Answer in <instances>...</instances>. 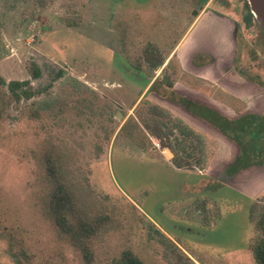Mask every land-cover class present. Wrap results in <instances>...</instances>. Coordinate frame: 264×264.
I'll return each instance as SVG.
<instances>
[{
  "label": "rangeland",
  "instance_id": "obj_1",
  "mask_svg": "<svg viewBox=\"0 0 264 264\" xmlns=\"http://www.w3.org/2000/svg\"><path fill=\"white\" fill-rule=\"evenodd\" d=\"M208 8L224 19L193 0H0V264H86L48 215L47 159L63 167L88 219L108 217L94 264L124 251L145 264H256L264 169L236 174L227 164L264 161V32L246 25L238 0ZM147 49L161 54L159 69ZM168 80L210 101L218 110L201 106V120L235 147L190 124L167 99ZM13 81L29 85L14 94ZM58 99L62 110L49 106ZM153 105L170 115L173 151L144 126Z\"/></svg>",
  "mask_w": 264,
  "mask_h": 264
},
{
  "label": "trees",
  "instance_id": "obj_2",
  "mask_svg": "<svg viewBox=\"0 0 264 264\" xmlns=\"http://www.w3.org/2000/svg\"><path fill=\"white\" fill-rule=\"evenodd\" d=\"M251 18H253V15H251ZM155 52V59H149L148 57V60L150 61V63L152 62L153 68H155L156 70L164 64V59L161 57L160 53H157L158 51H156L155 49L146 50V55L148 56H153ZM40 75V68L37 65H34L32 70V76L34 78H38L40 77ZM27 85H29V82L13 81L9 84V88L14 94H17L16 92L18 89L26 87ZM166 86L167 88H173L174 83L168 80L166 81ZM27 96L30 97L28 93ZM56 102L54 101L49 106H51L52 108L53 106L57 105V108L62 110L64 104L66 103L65 101H62V99H58ZM177 102L182 106H186V108H188L193 114H196L201 118H206V115L204 113H200L202 112L200 111V109L206 112H208L209 109L206 110V108L204 109V107L198 105L194 106L192 103H185L184 101H176V103ZM148 112L149 114L142 119L145 128L149 130V132L155 138L159 139L162 142V145H164L163 147L170 148L173 151V145L165 141V139L168 140L169 136L173 133L171 130L172 128L168 129L169 125L168 123H166V120L170 118V115L167 113V111L156 105L149 107ZM210 116L211 115H209V118ZM181 124L182 123L178 122V124L172 125L175 128L181 129L180 131L187 139H197V135L192 130H190L184 125L182 126ZM256 125V127H258L259 125V132L260 130H262L261 128H263L264 134V121L258 122L256 123ZM166 127L167 130L165 131ZM246 127L247 125L242 129L239 128V130H244ZM222 132V134L225 135L224 130H222ZM259 132L257 131L256 135ZM251 133L254 132L251 131ZM225 136L229 137L227 135ZM229 138L230 140L235 139L234 137ZM196 149L198 148L196 147L195 149H192V151H195ZM182 150L184 153L186 152L185 148H183ZM241 150L244 149L241 148ZM178 156L179 155L176 154L174 164L176 165V167L182 168V162L179 161V159L182 160V158H179ZM238 157L239 158L235 163L233 162L229 167L227 166V169H232V171L236 174L242 170L252 167H260L264 164V161H262L259 165H254L250 163L249 157L251 156L249 155ZM46 168L51 181L50 193L47 202L48 215L50 216L60 235L64 236L68 240V242H70L81 253L84 262L86 264H94L95 257L93 240L98 236L101 230L100 227L105 221L108 220V217H100L99 220L95 219L94 221L88 219L85 215V212L80 207L77 190L74 186H71L69 181H67L63 167L58 165L53 159H47ZM252 213L254 215L253 220L256 224V236L252 245L253 257L256 264H264V204L255 205L254 209H252ZM164 244L166 245L167 249H172L171 251L177 257H180V259L186 258L187 260H189V258L184 253H182L167 237L166 239H164ZM110 264L145 263L139 257L134 255L131 251H124L119 258L112 260Z\"/></svg>",
  "mask_w": 264,
  "mask_h": 264
},
{
  "label": "crops",
  "instance_id": "obj_3",
  "mask_svg": "<svg viewBox=\"0 0 264 264\" xmlns=\"http://www.w3.org/2000/svg\"><path fill=\"white\" fill-rule=\"evenodd\" d=\"M198 57V55H195L193 58H192V62L195 64L196 63V58ZM184 89H183V87L182 88H180V89H178L177 90V88H176V84L174 83V86H173V88H168V89H170V90H172V94H174V95H170L171 97H168L167 99L168 100H170L169 102H171V103H173L174 105H176V106H179L182 110H184V114H186L185 116H183V117H186L187 119H185V120H187L190 124H192L193 126H194V123H195V121L194 120H196V121H198L199 122V124L201 123V124H203V125H205V126H208L209 128H210V130H214L218 135H220V137H222L224 140H226L228 143H230V144H232L233 145V147H235V144L229 139V138H227V137H225L219 130H215V129H213L208 123H206L204 120H201V118L199 117V116H197L196 114H193L189 109H187L186 108V106H182V105H180V104H178V102L176 103V101H177V99H178V101L179 102H187V103H192L194 106H205L206 108H213V109H217L216 107H214V105H212V103L210 102V101H207V100H205V99H203V98H201L200 96H198L197 94H200V93H198V92H196L197 90L195 89V88H193V87H189L187 84H184ZM193 92H195V93H193ZM200 92V91H199ZM172 96H173V98H172ZM172 99V100H171ZM218 110V109H217ZM220 111V110H219ZM221 112V111H220ZM221 114H223V115H225L224 113H222L221 112ZM248 114H250V113H248ZM256 114V113H255ZM257 114H259V113H257ZM188 128H190L189 126H188ZM191 129V128H190ZM195 134H197L193 129H191ZM192 147V149H195L196 148V146H191ZM197 150V149H196ZM195 150V151H196ZM186 153V152H185ZM189 156V155H188ZM232 163H229V164H227V166L229 167L230 165H231ZM174 166H176V165H174ZM255 169V168H257V169H264V164L262 165V166H260V167H252V168H248V169H245V170H243V171H246V170H249V169ZM241 172V171H240ZM239 173V172H238ZM243 194V193H242ZM243 196H245L246 198H251L249 195H247L246 196V194L244 195L243 194ZM249 196V197H248ZM164 233H166L165 231H164ZM167 235H168V237H170V238H173V236H171L170 234H168V233H166ZM246 247V246H245ZM245 248H242V250H244ZM238 251H241V250H238ZM238 251H235V252H238Z\"/></svg>",
  "mask_w": 264,
  "mask_h": 264
},
{
  "label": "flooded vegetation",
  "instance_id": "obj_4",
  "mask_svg": "<svg viewBox=\"0 0 264 264\" xmlns=\"http://www.w3.org/2000/svg\"><path fill=\"white\" fill-rule=\"evenodd\" d=\"M214 1L215 0H193L196 7H199V9L200 8L203 9L202 13H211L217 17L224 19V17H221L222 13L215 12V11H213V9L209 10L208 6L213 4ZM226 1H229V0H226ZM238 1H240L241 10L243 11V14H244L243 19H244V22L246 23V25L251 26V25L255 24V22H257V21H256L254 15L252 14L248 0H238ZM196 11H194V15L196 14ZM251 15H253V18H251ZM262 32H263V30H262Z\"/></svg>",
  "mask_w": 264,
  "mask_h": 264
},
{
  "label": "water",
  "instance_id": "obj_5",
  "mask_svg": "<svg viewBox=\"0 0 264 264\" xmlns=\"http://www.w3.org/2000/svg\"><path fill=\"white\" fill-rule=\"evenodd\" d=\"M252 14L254 15L257 23L264 32V0H248ZM170 155H173L170 150H168Z\"/></svg>",
  "mask_w": 264,
  "mask_h": 264
}]
</instances>
